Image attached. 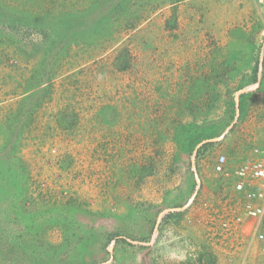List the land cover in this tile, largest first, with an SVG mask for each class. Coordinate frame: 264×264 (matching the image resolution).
Segmentation results:
<instances>
[{
  "label": "rangeland",
  "instance_id": "rangeland-1",
  "mask_svg": "<svg viewBox=\"0 0 264 264\" xmlns=\"http://www.w3.org/2000/svg\"><path fill=\"white\" fill-rule=\"evenodd\" d=\"M263 90L264 0H0V264H264Z\"/></svg>",
  "mask_w": 264,
  "mask_h": 264
},
{
  "label": "built area",
  "instance_id": "built-area-1",
  "mask_svg": "<svg viewBox=\"0 0 264 264\" xmlns=\"http://www.w3.org/2000/svg\"><path fill=\"white\" fill-rule=\"evenodd\" d=\"M261 105L264 109V90ZM226 164V157L220 155L213 164V170L217 174L230 177L234 192L244 196L242 215L235 219L239 227L242 226L244 217L250 220L243 233L250 245L259 243L264 251V228L262 230L257 228L264 222V144L256 158L242 160L232 174H229ZM241 229L243 230V227Z\"/></svg>",
  "mask_w": 264,
  "mask_h": 264
},
{
  "label": "crops",
  "instance_id": "crops-1",
  "mask_svg": "<svg viewBox=\"0 0 264 264\" xmlns=\"http://www.w3.org/2000/svg\"><path fill=\"white\" fill-rule=\"evenodd\" d=\"M260 66H261V64H260ZM256 76H257V79H260L262 77V74H260V68H257Z\"/></svg>",
  "mask_w": 264,
  "mask_h": 264
}]
</instances>
